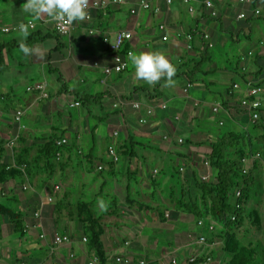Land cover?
Returning a JSON list of instances; mask_svg holds the SVG:
<instances>
[{"label": "crops", "instance_id": "crops-1", "mask_svg": "<svg viewBox=\"0 0 264 264\" xmlns=\"http://www.w3.org/2000/svg\"><path fill=\"white\" fill-rule=\"evenodd\" d=\"M138 1L125 0L105 9L93 10L90 20L73 24L68 37L58 35L53 23L37 21L25 43L39 49L40 54L25 57L19 51L17 27L29 18L21 6L26 0H0V25L11 28L8 32H0V86L6 84L8 88H14L11 95L0 93L3 103L0 134L5 140L17 136L13 146L6 147L7 161L13 165L14 157L20 151L28 162L36 160L39 150L50 138L54 141L67 139V143L59 147L58 157L53 160L51 168L40 160L35 164L33 173L25 175L19 183L14 181L15 178L0 183V198L7 200L5 204L0 202V207L21 214L24 225L22 233H16L9 218L0 214V264H16L19 260L34 264L65 263L70 252L74 253L76 264H87L95 252L88 241H82L84 224H78L73 215L64 210L58 211L53 201L49 203L46 200L47 196H56V199L58 196L66 200L68 206L74 207L80 205L83 193L86 200L92 197L94 202V195L105 198L104 201L109 204L108 211L117 213L116 224L121 223L115 230L102 232L100 236L105 256L110 253L117 232L123 231L127 235L117 251L127 256V264H139L140 260H144L145 264H170L172 258H176L178 264H206V255L212 258L209 264H223L228 260L222 248L220 225L214 221L197 224L200 218L192 213L193 207L188 202L200 203V190L196 184L203 175L208 177L207 180L212 176L209 167H204V155L208 150L206 144L222 134L212 130V124L208 123L211 120L206 119L205 112L219 103L222 109L217 112L218 126L228 125L234 131L250 129L248 114L238 110L243 90L232 95H228L227 91L234 82H238L243 89L244 82L257 84L264 79L260 75L264 50L253 51L248 47L238 52L235 67L245 65L242 71H248V75L243 74L238 79L232 76L236 71L220 70L228 74V82L222 89L212 81L206 85L204 76L209 70H204L205 65L193 75L192 82L186 80L184 73L194 70L204 44L209 45L211 59L207 64H211L216 59L215 47L239 44L240 33L246 41H250L249 22L264 15V0L245 3L210 0V8L203 5V0H192V12L182 0H172L170 4L165 0H147L159 7L158 13L141 10ZM133 8L135 12L131 13ZM255 9L260 10L258 15H253ZM212 11L215 15H211ZM240 12L246 14L245 19L237 17ZM216 18H219L222 30L213 21ZM159 23L165 25V31L158 30ZM117 30L132 32L127 45L132 51H160L165 54L178 68L174 77L178 82L176 86L164 87L163 80L156 86L136 80L130 63L121 73L105 75L103 68L110 65L112 59L102 37ZM187 33L194 35L189 50L185 48L182 37ZM163 34L168 35L165 41L161 39ZM203 34H207L208 38L203 39ZM262 43L264 39L259 41V45ZM248 51H252V56L241 61L240 56ZM251 63L255 67L250 68ZM46 67L59 72V81L70 92L86 95L100 93V101L85 107L72 94H59V91L54 95L47 92L46 98L40 97L36 91H28L22 97L15 94L20 93L18 86L27 80L32 83L25 86L44 83L46 89ZM258 71L260 74L255 75ZM73 78H79L77 87ZM179 78H184V82L178 81ZM187 82L192 86L185 94L183 88ZM133 90L129 99L122 97ZM24 91L27 92L26 87ZM120 99L125 102L115 105ZM134 100L141 103L139 109L131 107L130 101ZM76 101L79 104L72 106ZM160 102H166L167 107L160 108ZM147 105L153 106L150 115L145 113ZM80 106H83V112L77 111L74 116L67 111ZM19 109L22 110V128H18L14 121V113ZM92 112H96L97 117ZM89 115L96 118L100 125L84 126ZM140 118L144 121L139 122ZM106 124L112 128L109 130ZM100 131L107 132L103 135V148H98L96 143V132ZM113 131H117L116 136ZM202 132L205 136L201 140L192 141L185 136L186 133L201 135ZM178 138L186 147L178 143ZM87 141L90 144L83 151V144L87 145ZM200 142L206 144L199 145ZM109 144L116 147L117 162H112L107 156ZM158 155L161 158L155 161ZM121 159L125 160V165L119 163ZM196 160L202 163L196 165ZM97 166L102 168L98 170ZM180 167L183 169L179 170ZM90 185L96 186L98 192L91 191V196L87 197L84 191H90ZM73 193L78 195L75 201L71 200ZM35 211L40 212V218L34 217ZM254 220L259 221V217L254 216ZM209 224L213 225L212 230L207 229ZM41 233H44V238H40ZM55 233L67 234L71 241L53 246L51 240ZM202 234L206 235L204 244L198 242ZM194 254L198 256L195 262L186 263V259ZM100 264L103 263L100 261Z\"/></svg>", "mask_w": 264, "mask_h": 264}, {"label": "trees", "instance_id": "trees-1", "mask_svg": "<svg viewBox=\"0 0 264 264\" xmlns=\"http://www.w3.org/2000/svg\"><path fill=\"white\" fill-rule=\"evenodd\" d=\"M245 18L246 16L243 19ZM213 21L218 23L220 30L223 29L219 18L213 19ZM238 34L236 38H238ZM230 35V37H232V33H230ZM127 45L128 43L124 45V49L127 48ZM208 46L206 44L203 45L199 52V60L196 62L194 70L184 73L187 81L192 82L193 75L200 70L201 66L210 61L211 54ZM1 66L2 58L0 46V67ZM252 71H249V73L252 74ZM259 74L260 71L255 75ZM257 84L264 85V79L258 81ZM138 89L139 88H135V90ZM135 90L130 91L122 97L125 100L129 99ZM60 93L72 94V96L78 99L85 107H88L90 103H98L102 97L100 93L86 95L78 92H70L65 84H61L59 94ZM238 110L241 113H247V111L242 109L239 105ZM205 144V142L199 143V145ZM206 145L208 150L204 155V159L208 162V167L211 170L212 176L211 179L209 178L207 181L200 179L196 184L197 188L200 190V203L188 202V204L193 207L192 213L200 219H204L203 221H207V223H209V221H214L220 225L219 231L223 239L222 248L223 251L230 255L228 260L223 264H257L258 254L256 255V252L250 246L246 247L241 245L237 239L235 230H238L248 217L245 214L243 206L245 201L249 199L251 189L258 185L255 169L256 163L254 160H250L253 170L248 168L249 161L246 157V152L244 153L242 148L246 146L248 149L247 151L250 150V156L258 152L261 158L264 159V125L262 123H257L251 125L249 130L226 131L220 134L215 140H209ZM58 150L59 147L56 145L55 141L50 138L39 150V155L36 160L33 159L28 162L25 155L20 151V153L14 157V164L10 165L7 161L6 147H4L3 143H0V183L16 177L21 179L25 175L30 176L34 171L35 164L40 160H43L44 163L47 164V167L51 168ZM230 150H234V153L238 157L230 158ZM25 154H27V152H25ZM204 167L206 168V165H204ZM243 169H246L245 173H243ZM235 188H239L240 190L239 197L235 199L238 205H234L230 200V193ZM81 205H83V203H81ZM0 214H4L9 218V221L13 224L14 232L22 233L24 225L21 214L13 212L5 207H0ZM232 216H234V219H232ZM89 218H91V221L90 225L88 223V227H86L88 230V232H86V239L99 261L103 263L106 256L103 251V243L100 239L102 231L94 225L96 220L93 219L90 213Z\"/></svg>", "mask_w": 264, "mask_h": 264}, {"label": "rangeland", "instance_id": "rangeland-1", "mask_svg": "<svg viewBox=\"0 0 264 264\" xmlns=\"http://www.w3.org/2000/svg\"><path fill=\"white\" fill-rule=\"evenodd\" d=\"M125 25H121L120 27H124ZM249 26H251V38L250 41H246L244 39V37L242 36V34L240 33L239 36V44L236 43H231L230 45H219L217 47H215L213 49V52L216 55V59L211 63V64H207L205 63L204 65V70H209V73L207 75H205V82L206 85L209 84V82H213L214 84H216V86L219 87V89H222V87L228 82V74L225 73H221L220 70H225V71H236L235 74H232L233 77H237L238 79H240V77L245 74L248 75V71H242L241 68V64L237 65L238 68L235 67V63L237 61L236 58V54L238 52H242L244 50H246L248 47L252 48L253 51L259 50V49H263L264 50V44L263 45H259V41L264 39V15H262L261 17H256L254 20L249 22ZM264 54V53H263ZM263 56V55H262ZM263 60H261V65H260V69H261V76L264 77V56L262 57ZM240 59V58H239ZM238 62V61H237ZM240 62V61H239ZM251 67H255L254 64L251 63V65L249 66ZM30 71V70H29ZM237 73V74H236ZM45 75H46V79H47V83H46V91L50 92L51 95H54L55 92L60 91L61 89V80L59 81V77L60 74L59 72H54L53 70L50 71L48 70V68H45ZM39 76L36 77V79H38ZM36 79H34L33 81H35ZM78 79L79 78H73V82H74V86H76V84L79 85L78 83ZM23 80V79H21ZM184 78H179L178 81L180 82H184ZM28 83H32L31 81L27 80V82H25L24 84H21L20 86H18V88H20V93H15L17 96L19 95V97L24 96L26 94H28V91H24V88L30 85L25 86ZM83 85V84H80ZM13 87V86H12ZM8 88L5 85L0 86V93H8V95H11V92L13 91L14 88ZM1 89L4 90L3 92H1ZM3 103L0 101V109L2 107ZM83 106H80L78 108H68L67 111H69L73 116L76 114V112H83ZM96 112H92V115H95ZM92 115L86 116V122L84 123L87 124V126L89 125H93L94 123H97L98 126L100 125V123L98 122V120L95 118H92ZM217 116L218 113L213 112L212 110H207L205 112V117L206 119H210L211 121L208 120L209 125L212 124V130L215 133H224L226 131L231 130L230 126L228 125H224V126H218L217 125ZM97 117V116H96ZM117 118V117H114ZM118 121H120L119 118H117ZM215 120V121H214ZM214 121V122H212ZM106 126L109 128V130L112 128V126L110 124H106ZM198 130V129H196ZM195 130V131H196ZM239 131L241 130V128L238 129ZM108 131V130H107ZM107 132H96V143H97V147L98 148H103V142H104V137L103 135L106 134ZM85 136L89 137V134H86ZM185 136L192 140V141H196V140H201L203 138V136H205V133L202 132V134H190V133H186ZM85 143V142H84ZM181 145H185L184 147H186V144L183 142H178ZM88 144H90L87 141V145L83 144V151H86L88 148ZM244 153L246 152V157L248 158V168L252 169V163L251 161L254 160L256 163V173H257V183L258 185H256L255 187H253L251 189V193L249 196V199L245 201L244 203V211L246 216H248L245 220L243 225L238 229L235 230L236 231V236L237 239L239 240V242L241 243V245L246 246V247H251L253 248V250L256 252V255L258 254V264H264V159L260 158L256 159L253 158L249 155L250 150L247 151V147L244 146L243 148ZM257 153V152H255ZM254 153V154H255ZM229 156L230 158H236L238 157L235 153L234 150H230L229 152ZM161 158V155H158L155 159V161L159 160ZM251 160V161H250ZM175 163H178L177 161H174ZM179 162H183V161H179ZM185 163H187L186 161H184ZM120 164L125 165V160L121 159ZM200 162L198 160H196V165L199 164ZM202 163V162H201ZM200 163V164H201ZM253 170V169H252ZM174 177L176 178V174L174 173ZM15 182H20V178L16 177ZM93 184V183H91ZM90 191H84L87 192L88 196L90 197L92 192L91 191H97V187L90 185L89 188ZM102 191V190H101ZM117 192V190H116ZM74 195L71 196V200L75 201L77 198V194L73 193ZM86 195L83 193L80 196V202L83 203V205L76 206H68L66 200L60 199L57 196L53 197V202L57 207V210L59 211H63L65 213H69L71 215L74 216V218L77 219L78 224L82 223L84 224V227L82 228V235H85L87 237V233L88 230L86 227H88V223L90 225V219L89 218V213L90 215H92L93 219L96 220V224L94 223V225L98 228L101 229L102 232H110L112 229L115 230V228L118 225H121V223H118V219L115 217L117 216V213L114 212H109L108 210L106 212H101L99 209V200L100 199H105L102 198L101 195H94L93 198L95 199V202L90 198V200H86L85 199ZM0 202L5 204V200L4 198L1 199L0 198ZM254 216H258L259 217V221L254 220ZM116 221V222H115ZM190 227H192V224H189ZM106 227V228H105ZM81 231L79 232V235H81L82 233ZM107 234V233H106ZM114 235H116V233H114ZM126 233H124L123 231L117 232L116 235V239H114V245L111 248L110 253L106 256L105 260L103 261V264H127L126 263H118L115 261V257L116 256H120L122 258H126L127 256L125 254H119L118 248L119 245L121 243L124 242L125 238H126ZM163 236V235H162ZM165 236V235H164ZM165 238H167L165 236ZM169 238V237H168ZM227 258L230 257V255L227 253ZM200 257V256H199ZM148 263V262H147ZM168 264V263H166ZM178 264V263H177Z\"/></svg>", "mask_w": 264, "mask_h": 264}, {"label": "built area", "instance_id": "built-area-1", "mask_svg": "<svg viewBox=\"0 0 264 264\" xmlns=\"http://www.w3.org/2000/svg\"><path fill=\"white\" fill-rule=\"evenodd\" d=\"M125 0H123L124 2ZM172 0H165V2L167 4H170ZM251 0H237V2L239 3H245V2H250ZM93 2V3H92ZM183 4L185 6H187L188 10L190 12H192L193 9V5H192V0H182ZM203 5L206 8H210L212 6V3L210 0H203ZM90 3H92V5L89 7V19L90 20L92 17V11H97V10H101V9H105L110 5H115V4H120V2H117V0H90ZM138 8H140L141 10L144 11H150L152 13H158L159 12V7L158 6H153L149 1L147 0H139L137 2ZM131 13L135 12V8L131 9L130 11ZM260 13V10L255 9L253 11L254 15H258ZM211 15H215L214 11L211 12ZM246 16V14L244 12H240L237 17L238 18H244ZM18 28V27H17ZM53 28L54 31L61 36H70L71 31L73 29V25H71L66 31H61L57 28V26L53 23ZM10 27L7 26H1L0 25V32H8L10 31ZM158 30L159 31H165V25L163 23H159L158 24ZM91 32V31H90ZM184 43H185V48L187 50L192 48V41L194 39V35L192 33H187L185 35L182 36ZM132 38V32L130 30H117L115 31L113 34L111 35H104L102 37V42L103 44L106 46L107 50L111 53V59H112V63L110 65H106L103 68V72L105 75H109L111 73H121L123 71H125L128 67V60H127V53L129 51H132L130 48H125L124 49V45L126 43H128ZM168 35L167 34H163L161 36L162 41L167 40ZM202 38H208L207 34H203ZM261 44V43H260ZM252 56V51H248L245 55H241L240 59L241 61H245L246 58H250ZM246 68V66H242V70H244ZM192 86V84L190 82H187L186 86L183 88V93H187V91L189 90V88ZM27 91H36L40 97L42 98H46L48 96V93L45 89V84L44 83H36L34 85H30L26 87ZM239 90H243V94L240 96L239 101H238V105L242 108L245 109L247 111L248 114V118H249V125H253V124H257V123H262L264 125V113L262 111L263 106H264V85H258V84H253L252 82H244V88L242 89L241 85L238 82H234L231 84L230 88L227 91L228 95H232L234 93L239 92ZM125 101L120 99L117 101V104H122ZM79 104L78 101L74 102L73 104H71L72 106H77ZM196 104V103H195ZM130 105L133 109H139L141 107V103L138 100H134V101H130ZM160 106V108L165 109L167 107L166 102H160L158 104ZM222 107L219 103H215L213 104V106L211 107V110L215 113L221 111ZM153 112V106L152 105H147L145 107V113L146 114H152ZM21 115H22V110H16L14 113V121L17 123L18 128H22L23 124H21ZM177 117H175L176 119ZM144 119L140 118L139 122H143ZM221 124V122H219ZM113 135L116 136L117 135V131H113ZM17 136H14L13 138L7 139L5 140L3 138V136L0 134V143H3L5 147H9L11 148L16 140ZM178 142H182L181 138L177 139ZM55 143L58 147L64 146L67 143V139L66 138H60L55 140ZM107 156L110 158V160L112 162H117L119 160V156L117 154V150L114 144H109L107 146ZM56 157H58V152L56 153ZM251 157L259 159L260 158V154L257 152L254 155H251ZM204 165L208 166V162L206 159H204ZM101 166H97V169H101ZM183 168L180 167L179 170H182ZM155 171V170H154ZM246 172V169H243V173ZM202 180L206 181L208 179V177L206 175H203L201 177ZM58 187L55 188V190ZM240 195V190L239 188H235L231 191L230 193V200L234 203V205H238L236 203V198L239 197ZM47 202H52L53 198L52 196H47L46 197ZM35 218H40V212L39 211H35L33 213ZM232 219H234V216H232ZM197 224L202 225L204 224V221L202 219L197 220ZM35 225H41V224H35ZM207 229L208 230H212L213 229V225L209 224L207 225ZM40 238H44V233H41ZM52 245L53 246H59L62 245L64 243H68L71 241V238L69 235L67 234H58L55 233L52 236ZM82 241L86 242L87 239L85 236L82 237ZM206 241V235L202 234L198 237V242L201 244H204ZM68 261L65 263H60V262H53L52 264H76L75 261V255L74 253L70 252L68 254ZM196 257H198L196 254L189 256L186 259V263H192L195 262ZM205 263L209 264L212 260L210 255H206L205 257ZM115 261L118 263H126L128 262V259L126 258H122L120 256H116L115 257ZM171 264H177L178 261L176 258H172L170 260ZM16 264H34L32 262L29 261H23V260H19L16 262ZM87 264H100V261L98 259V257L96 256V254L92 255L91 258L88 260ZM139 264H145L144 260H140Z\"/></svg>", "mask_w": 264, "mask_h": 264}, {"label": "clouds", "instance_id": "clouds-1", "mask_svg": "<svg viewBox=\"0 0 264 264\" xmlns=\"http://www.w3.org/2000/svg\"><path fill=\"white\" fill-rule=\"evenodd\" d=\"M123 3V0H117ZM93 3V2H92ZM90 0H26L23 3V12L29 14L27 22L18 25L19 51L25 56L30 57L39 55V49L30 47L25 41L31 34L30 29L35 28L37 21L44 20L45 23H54L61 31H66L76 22H83L89 19V7L92 5ZM127 60L134 69L136 80H142L149 86H156L162 80L165 81L164 87H175L178 83L174 79L177 68L160 51H142L127 53ZM109 204L104 200H99L101 212L108 210Z\"/></svg>", "mask_w": 264, "mask_h": 264}]
</instances>
